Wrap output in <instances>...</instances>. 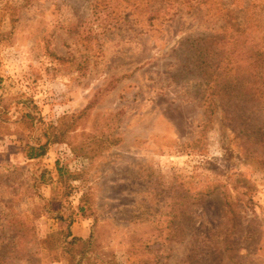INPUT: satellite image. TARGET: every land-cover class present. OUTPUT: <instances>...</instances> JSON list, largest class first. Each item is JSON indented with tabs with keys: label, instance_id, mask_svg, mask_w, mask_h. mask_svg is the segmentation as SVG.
I'll use <instances>...</instances> for the list:
<instances>
[{
	"label": "rangeland",
	"instance_id": "rangeland-1",
	"mask_svg": "<svg viewBox=\"0 0 264 264\" xmlns=\"http://www.w3.org/2000/svg\"><path fill=\"white\" fill-rule=\"evenodd\" d=\"M263 38L264 0H0V264L93 231L116 264H264V97L229 54Z\"/></svg>",
	"mask_w": 264,
	"mask_h": 264
},
{
	"label": "trees",
	"instance_id": "trees-1",
	"mask_svg": "<svg viewBox=\"0 0 264 264\" xmlns=\"http://www.w3.org/2000/svg\"><path fill=\"white\" fill-rule=\"evenodd\" d=\"M264 42V38H263ZM232 49L229 52L230 55H237L245 57V59L249 62L250 65H255L259 67V69L252 70L251 68H246L247 73L249 72L250 77L247 79L246 83L250 90L251 97L255 100L263 101L264 97V50H262L257 44L252 47H246L243 43H237L234 46H231ZM235 59V58H234ZM261 67V68H260ZM242 79V78H241ZM220 94V92H219ZM67 130H63L65 132ZM67 135V134H65ZM28 159L37 158L44 153V147L39 146L28 148ZM57 172L59 178L68 176V172L62 166L57 167ZM42 182V176L39 179ZM81 210V209H80ZM70 238V239H69ZM69 239V240H67ZM62 245H64L65 253L69 256L70 259L66 260L67 264H116L113 253H109V251H92L93 248H100V245H96V237L94 235V231L87 239L71 237L69 232L64 234Z\"/></svg>",
	"mask_w": 264,
	"mask_h": 264
}]
</instances>
